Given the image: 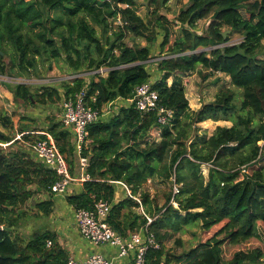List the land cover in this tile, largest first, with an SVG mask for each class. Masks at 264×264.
<instances>
[{
    "label": "trees",
    "instance_id": "16d2710c",
    "mask_svg": "<svg viewBox=\"0 0 264 264\" xmlns=\"http://www.w3.org/2000/svg\"><path fill=\"white\" fill-rule=\"evenodd\" d=\"M167 1L143 0L150 9L144 20L135 9L138 0H0V75H33L39 64L51 66L61 59L68 72L105 67V75H90L88 82L80 77L60 87L40 85L34 92L20 83L10 89L15 102L45 105L85 87L88 104L99 110L132 97L138 84L152 79L151 45L161 33V57L155 61L160 75L153 88L158 105L172 115L159 124L157 109L139 111L132 104L89 124L90 144L82 150L89 158V179L66 199L74 209H90L98 199L110 203L107 221L122 235L150 218L148 229L159 244L148 249L151 264H264L260 247L236 250L229 259L223 256L224 244L244 243L264 224V152L258 144L264 141V0H188L173 20L158 12ZM202 19L208 23L199 33ZM225 28L241 40L227 44L231 34L224 38ZM149 30L151 35L145 34ZM135 36H145L148 43L138 44ZM127 37L134 43L128 44ZM195 70L203 78L225 74L242 90L240 100L224 87L212 101L192 110L183 77ZM208 119L231 124L217 125L210 134L191 133L192 125ZM12 132L10 115L0 112V264H65L68 254L55 232L37 231L26 241L13 232L24 204L34 193L52 194L57 175L16 146ZM47 132L71 166L75 154L70 130L53 121ZM202 164H208L207 176ZM172 176L179 184L177 207L170 203ZM149 178L169 181V191L158 196L142 190ZM115 182L126 184L140 202L131 196L114 202ZM51 205L50 199L38 202V213L49 215ZM138 206L144 214L131 209ZM191 224L204 232L217 228L178 254L165 249L169 235ZM174 242L183 245L181 238Z\"/></svg>",
    "mask_w": 264,
    "mask_h": 264
},
{
    "label": "built area",
    "instance_id": "2783aa9c",
    "mask_svg": "<svg viewBox=\"0 0 264 264\" xmlns=\"http://www.w3.org/2000/svg\"><path fill=\"white\" fill-rule=\"evenodd\" d=\"M107 68L99 67L83 72H68L62 78L64 81H69L75 78L83 77L86 82L90 75L100 74L105 75ZM23 79V78H19ZM25 82L27 79H23ZM154 80L149 79L135 87L133 96L125 99L126 105H134L139 111H148L157 109L159 124H165L172 111L160 107L158 105V93L153 88ZM21 83V82H19ZM93 100L94 98H90ZM120 99V98H118ZM113 100L103 106L101 109L92 108L86 99L85 87L76 92L72 97H62L60 100L59 122L64 128L70 130L73 140L74 154L77 159V167L70 169L65 156L59 151L53 136L47 131H41L39 134L43 135L41 139L27 141V148L31 156L37 161L41 162L46 168L54 171L57 175V180L54 181L50 187L52 194H67L69 188L76 183H83L89 179L86 172L88 166V156L82 155V150L87 148L90 144L88 138L87 127L92 122L97 121L105 115H113L121 106ZM104 112V113H103ZM157 132L158 130L155 129ZM154 133L155 137H159V132ZM36 134V133H34ZM7 143L3 144L4 146ZM171 191L172 196L170 203L177 207L174 195L179 192V184L175 182V178L171 177ZM127 190V196H131L129 188L124 184ZM138 202L139 198L131 196ZM110 212V203L105 200L98 199L93 203L92 208H78L75 209V219L81 236L87 239L90 243L108 244L117 249L116 258L122 259L130 256L131 264H151L147 260V252L149 248H158L159 244L156 242L154 235L148 229V222L140 227L138 230L129 231L126 235L120 234L107 221ZM47 246L51 245V241H47ZM112 258H107L101 253H91L83 259H76L73 256H68L65 264H113Z\"/></svg>",
    "mask_w": 264,
    "mask_h": 264
},
{
    "label": "rangeland",
    "instance_id": "374dc122",
    "mask_svg": "<svg viewBox=\"0 0 264 264\" xmlns=\"http://www.w3.org/2000/svg\"><path fill=\"white\" fill-rule=\"evenodd\" d=\"M187 1L188 0H168L165 5H161L158 12L159 14H162L163 16L168 18L169 20H173L176 14L179 12V10L186 5ZM135 9L137 10V13L143 17L144 20L147 19L150 9H148V7L143 4V0H138ZM241 12L242 14L245 15V11L243 9L241 10ZM207 23H208V19L199 20L197 23V28H196L197 32L199 33L203 32L206 28ZM150 31L151 30L147 31L145 34L151 35ZM222 32L225 33V37L229 33L231 34L228 28L223 29ZM145 36L143 37L135 36L134 40L140 45H145L148 43ZM160 40H161V33L157 36V41L155 40V42H153V44L151 45V53L153 57L148 62L149 63L148 69L150 70L152 69V66L155 65V61L161 57V55L159 56V48H158V43ZM240 40H241V36L239 34L232 33L229 41H227L226 43L227 44L237 43ZM125 41L128 44L134 43L130 37H127ZM226 43H223L221 45H224ZM205 50H208V49L206 48ZM68 71H69L68 67L64 64L63 60L61 59L59 61H52L51 66H48V63L39 64L37 71L34 72L33 75H28V76L27 75H22V76L7 75V74L0 75V86L5 87L6 85L8 86L9 89H11V85L19 84V82H21L20 84L26 85L29 88L30 92L31 91L34 92V90L37 89L38 86L44 85V84H47V85L50 84L52 86L60 87L62 85V82H64L62 78L67 75ZM202 74H205L204 70ZM202 74L198 73L197 70H195L194 72L191 73V75L187 77H183L184 79L183 82L184 81L186 82L185 93H186V97L188 99L190 108L192 106L191 105L192 102L197 99H199L201 103L203 101L208 102V101L213 100L216 92L220 88H224V87L232 89V91L236 95L237 101L240 100L242 90L235 88L230 83L228 76H226L225 74H222L218 77V79L213 80L212 79L213 77L203 78ZM19 78L27 79V81L25 82L23 79H19ZM152 80L154 79L152 78ZM168 83H170V79H168ZM12 96H13V100H15L13 93H12ZM16 101H17L16 102L17 107H24V109L29 107L31 108V110L38 108L39 113L41 114L44 109H47L51 112V108L53 110V107H54L52 103H48L45 105H42V104L31 105L28 102L26 103V102H20L18 100ZM3 103H4V107L7 109L1 108ZM7 104H8V100L1 94L0 95V112L7 113V114L8 113L14 114V112L12 111L13 109L8 107ZM55 105L57 106V103H55ZM49 106H51V108ZM230 124L231 122L229 121H223V120L213 121L209 119V120H205L203 122L192 125L193 130L191 131V133H194V129H197L199 133L205 132L209 134L214 130V128L217 125H230ZM258 144L262 146V151L264 152V141H259ZM20 145H21L20 143L16 144V146H20ZM74 164H75V167H77V161H75ZM207 170H208V164H202L201 172L204 174V176H206ZM142 186H144V188L142 187V190L149 192L151 195L157 194L158 196H161L163 191H169L170 183L169 181L162 182L159 179L154 180L153 178H149V180H147ZM160 202H162V199H160ZM22 209L25 210L24 214L18 216L17 223L13 229L14 230L13 232H15L18 237L22 238V240L26 241L34 232L49 229V227L46 224L47 217L44 215H39L36 204L34 203L33 200L29 203H25ZM15 215L16 214H14L13 216ZM216 228L217 227H214L209 232H204L201 230V228L197 224H191L187 226L181 232L172 233L171 235H169L168 238L163 241V244H164L165 249H167L170 252H174L178 254L182 250H187L195 246L197 242H199L200 240L206 239L216 230ZM178 238H181L183 242L182 246H177L176 243L174 242V240ZM255 247H260L264 251V224L263 223H259L257 227V235L254 238L244 243H241L239 245H235V246L224 244L223 256L225 259H229L236 250H239V249L249 250ZM172 264H175V263L172 262Z\"/></svg>",
    "mask_w": 264,
    "mask_h": 264
},
{
    "label": "crops",
    "instance_id": "0c3cea01",
    "mask_svg": "<svg viewBox=\"0 0 264 264\" xmlns=\"http://www.w3.org/2000/svg\"><path fill=\"white\" fill-rule=\"evenodd\" d=\"M152 78L155 80L159 78L160 72L156 69V63L154 66H152ZM222 75V73H215L212 79H218V77ZM60 92L62 93V89L59 88ZM3 95L7 100L8 104L7 106L12 108L14 114L8 113L10 115L12 121H13V136L14 139L17 140V144L20 143L21 145L18 146L22 150H28L27 148V139H23L24 135H33L36 133L38 135L41 131H47V128L51 124V122L59 121V112H60V106L59 101L55 102L57 103V106L55 103L53 104V110L51 106V112L47 109H44L42 111V114L39 113V109H32L27 107L24 109V107H17L16 102L13 100L12 93L10 92V89L8 86L5 85V87L0 86V95ZM197 99V98H196ZM212 101V100H211ZM121 106H127L126 100L123 98H120L116 101ZM207 101H203L202 103H206ZM210 102V101H208ZM201 101L199 99L192 102L191 109L197 110L201 106ZM3 109H7L4 107V103L2 104ZM7 114V113H6ZM111 116L103 114L101 118H108ZM209 120V119H208ZM21 128V130H20ZM210 134V133H209ZM24 146V147H23ZM30 153V152H29ZM77 161V159L73 158V163L70 166V169H72L74 166L73 164ZM207 176V174H206ZM126 185V184H125ZM127 186V185H126ZM128 187V186H127ZM144 188V186H142ZM114 188V202H117L118 200L125 199L127 197V190L124 186V183L122 182H115L113 184ZM82 190V183H76L72 185L67 194L60 195V194H50L48 195L47 192H37L32 194V196L28 199L26 203L31 202L32 200L36 204L46 199L52 200L51 205V211L49 215H47V226L49 227V230L55 232L58 243L66 250L68 256H73L76 259H83L87 255L97 252L101 253L107 258H112L114 260L113 264H131V253L130 256L118 259L116 258L117 249L113 246H110L108 244L102 243V244H92L87 239H85L83 236H81L77 222L75 219V209L74 207L67 201L66 196L70 194H75L77 192H80ZM130 190V189H129ZM138 197V196H136ZM140 200V199H139ZM137 201V200H136ZM138 202V201H137ZM131 209L136 212L137 214H144L143 207H131ZM38 210V209H37ZM129 208L122 210V215L127 213ZM41 215V213H39ZM130 231L129 229L127 232Z\"/></svg>",
    "mask_w": 264,
    "mask_h": 264
},
{
    "label": "water",
    "instance_id": "95a60500",
    "mask_svg": "<svg viewBox=\"0 0 264 264\" xmlns=\"http://www.w3.org/2000/svg\"><path fill=\"white\" fill-rule=\"evenodd\" d=\"M100 1H104V0H100ZM222 35H223V37L225 38V33H224V32H222Z\"/></svg>",
    "mask_w": 264,
    "mask_h": 264
}]
</instances>
